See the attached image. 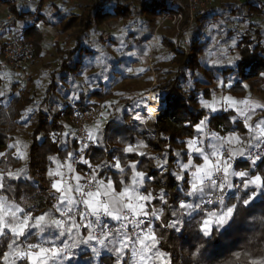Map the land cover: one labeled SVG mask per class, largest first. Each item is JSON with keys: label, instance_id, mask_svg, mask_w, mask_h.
Wrapping results in <instances>:
<instances>
[{"label": "trees", "instance_id": "1", "mask_svg": "<svg viewBox=\"0 0 264 264\" xmlns=\"http://www.w3.org/2000/svg\"><path fill=\"white\" fill-rule=\"evenodd\" d=\"M46 1H50L49 6L54 11L45 10L43 5ZM183 1V6L179 7L170 0H38L35 8L28 7L25 0L20 3L14 0L8 4L10 13L20 19H32L46 25L64 36L69 44L59 49L56 59L43 66L45 74L36 72L31 77L28 91L23 92L19 90L17 81L3 87L4 59L0 42V174L4 177L0 197L4 196L11 202L9 213L20 208L23 209L17 213L20 218L24 212H29L34 220L41 215L51 220L66 209L60 194L52 190L49 172L57 168L54 161L65 166L71 164L78 153L76 137L72 128L67 126L70 114L95 105L93 100L105 99L109 117L106 123L105 120L100 123L94 140L96 146L87 157L98 166V181L105 184L111 181L117 195L125 185L131 184L132 170L126 167L122 174L111 166L113 163L119 161L122 167L125 161L128 165L135 163L136 170L144 172L145 186L140 191L146 195L151 193L154 206L163 211L161 223H156L153 229L158 239L153 252H163L164 259L170 264L264 262V194L260 188L248 187L235 193L232 199L219 207V210H226L234 206L230 219L222 226H212L210 234L204 235L201 231L204 215L198 209L191 211L179 207L181 202L199 205L203 197L186 195L191 190L189 178L185 175L183 180H177L173 175L177 173L179 162L188 161L186 140L196 138L197 126L205 117L208 118L207 111L201 109L200 100L212 96L215 84L221 82L220 89L235 97H245L253 91L264 94V1L247 0L229 4L224 9L211 7L198 11L187 33H192L188 42L182 38L186 34L178 33L170 24L164 26L174 35L173 38L163 37L154 48V61L156 59L157 63L159 50L165 54L157 64L158 85L152 91L161 89L169 92L157 124L144 126L145 112L137 106L139 101L145 102L142 96L149 91L122 98L110 91L108 85L113 81L135 80L124 72L139 55L145 54V42L151 37L149 32L161 16L187 15V3ZM119 20H133L126 25L124 34L105 39L104 36L98 39L91 37L99 27ZM211 20L217 23L215 31L220 39L213 48L219 56L214 63L207 64L206 53L211 38L204 33L203 26ZM188 22L186 18L183 25L187 26ZM244 24L246 29L241 31ZM46 34L44 27L28 31L36 58H40L44 50ZM106 43L108 48H116L117 53L108 59L109 64L103 62L102 54L96 49L99 44ZM226 49L233 54L236 52L234 58L224 55ZM131 52L134 55L127 57ZM98 57H101L100 71L81 81L82 74L95 66V58L97 60ZM186 71L192 73V79L185 74ZM230 116L231 113L213 114L207 119V128L222 134L242 130L241 126H234ZM170 120L178 125L175 131L169 126ZM260 140L249 136L248 141L241 143L244 156ZM140 142L147 145L141 149L145 155L124 151L125 147H134ZM21 149L24 158H20ZM176 152L180 155L177 156ZM152 157L167 163L163 168L157 167ZM244 166L250 177H264V159L255 165ZM21 169L23 172L18 177L8 175ZM122 175L123 184L120 182ZM161 192L167 204L159 199ZM246 199L249 201L247 204L244 203ZM189 211L191 214H187ZM7 220L10 221L11 217L7 216ZM177 220L179 231L167 227L168 223ZM41 227L43 231L41 228H29L20 237H14L5 229L6 235L0 238V264H5L3 257L11 251L9 244L13 240L16 241L13 246L21 249L35 241L62 246L65 242H72L67 234L60 236L62 229L55 225L46 223ZM80 232L81 236L87 234L81 228ZM110 245L97 257L89 245L80 244L71 250L69 259L61 254L59 260L51 259L47 264H131L130 246L121 261L110 250ZM16 264L31 262L17 258ZM150 264H163V260L153 258Z\"/></svg>", "mask_w": 264, "mask_h": 264}, {"label": "snow or ice", "instance_id": "2", "mask_svg": "<svg viewBox=\"0 0 264 264\" xmlns=\"http://www.w3.org/2000/svg\"><path fill=\"white\" fill-rule=\"evenodd\" d=\"M134 55V53H132ZM99 62V61H98ZM231 63V61H229ZM142 71V70H141ZM75 98V97H74ZM152 100H156L157 98L155 96L150 97ZM223 102L230 108H236L238 111V114L240 116L245 117L246 121V127L249 128V130H252V126L247 123V121L251 120V115L249 113L254 112L256 109L264 108V104H260L258 102L251 101L250 99H245L243 101H236L231 96L223 97ZM217 101L213 100L211 103L208 101H202V107L206 109H210L211 111L215 112L217 110ZM238 105H245L246 107L241 109L238 107ZM149 112L148 119L151 120L152 113L155 111L154 108L148 107L147 104L144 105ZM29 112H31V109H28ZM137 119H141L139 116L136 117ZM207 117H205L204 120L200 122V124L197 126V131H203L204 127L207 123ZM147 122V121H142ZM261 125H264V121H261L260 124H258L256 127L260 128ZM100 128V122H97L95 124V127L92 129H86L88 139L89 140H95L97 138V131ZM260 137H264V130H261ZM213 139L221 140V138L215 134H213ZM223 143L227 144H240V137L238 135H233L228 138H226ZM187 146L190 152H195L200 154L203 157V164L196 165L193 163L192 158L188 159L187 163H183L179 165L180 167V173L181 175H177L176 173H173V175L176 176L177 180H183L184 176L182 175L183 172L188 171L189 169H194V171L191 172V181H190V188L191 190L186 193V195L192 196L195 194L203 193L205 191L206 185H211L212 188H218L221 192L224 191L225 187L228 189H231L233 187L231 183L230 177L237 176L240 177L241 180H246V183H244L242 186L244 188H248L249 186H255L257 188H260L262 190V194H264V177H261L260 175L255 176H249V173L247 171H233L232 170V164L231 160L232 158L236 156H243L245 153L243 149H235L231 150L228 158L225 159L223 154L220 151V147L215 145H210L214 150L211 153L213 157H215V160H210L208 155H204L201 148L197 146L196 140H189L187 142ZM11 147V146H10ZM26 147V145H25ZM86 148L87 145H84ZM147 145L143 142H140L136 146H127L125 147L124 151L128 153L136 152L137 154L143 156L145 153L141 151V149L146 148ZM83 151V148L81 149ZM2 155V154H0ZM20 158H24V153H19ZM71 155V154H70ZM180 154H177L179 156ZM51 159V158H50ZM152 159L157 160V158L152 157ZM251 163L253 165L256 164L257 160L260 159V156L251 157ZM57 163V168L55 171H50L49 176H60L62 177V172L60 171L62 165L58 161H54ZM84 164H88L87 160L81 161ZM167 161L159 162L157 163V167L163 168L166 165ZM69 169V171H72V165L69 163L65 165ZM129 168H131L133 176L141 181H144L145 174L142 171H137V165L135 163H131L128 165ZM115 168H117L120 172L125 171V169L122 167L121 163L119 161H116ZM23 172V169L19 170L16 173L9 172L8 175L10 177H18L20 173ZM223 173L225 180L222 183H217V181L213 178L214 175ZM3 174H0V187H3ZM75 180L77 181V185L75 188L76 193L80 194L83 197H86L82 200V203L86 206V208L89 210L90 214L94 217H96V221L99 222L100 220V214L103 213L105 216H108L112 218L113 220H123L127 221L132 224L134 230H139L136 232V239L133 240L132 236L129 235L126 231H122L127 228V224L122 223L120 225V229L117 230V235L115 239L112 240L113 249L115 250L119 257L123 254L126 248H128L129 244L133 245H139L138 248L133 247V255L138 256L141 262H146L149 259H157V260H163V264H170L169 261H167L165 258V254L163 252H160L156 249V245L158 243L157 236L153 230L152 227H147L146 231L141 227L144 224V219H139L140 217H150L154 219H160L163 215V211L160 209H153L151 213L146 208L145 202H151L153 199L152 194H140V195H134L133 192L129 188H124L123 191H121L118 195L115 192V189L113 188V184L111 181H109L107 184L104 183V181H97L95 175H93L92 181L96 184V191H85V188L82 187L79 184V181L81 180L80 176H75ZM208 181L210 184H206L205 182ZM135 183V181H133ZM52 188L55 189L56 192L61 193V202H66L67 205H75L77 202L71 195L72 188L68 186L66 183H62L60 181L54 182L52 184ZM101 196L107 197L108 199L102 200ZM159 199L162 203L167 204V200L164 197V193L161 192L159 194ZM220 203H223V196H220L219 198ZM116 201H122L123 207L127 212H130L133 219H130L129 215H122L119 211V206L114 207V203ZM211 202V201H209ZM249 201L246 199L244 203H248ZM4 203L5 198L0 197V238H3L6 235L5 229L10 231L14 237H20L23 236L29 228H43L42 225L46 223H50L52 225H55L57 229H62L60 231V236H64L65 234L68 235L69 239H71V243H64L63 248L53 247V248H43L40 245H29L27 249H21L19 247H14L15 240L11 244H9V248L11 251L3 257L5 264H16V259H24L27 258L31 260L32 264H37V261H40V264H47V259H56L60 256V254H64L65 259H69L71 255V250L77 248L80 244L84 245H90L91 242H96L102 247L105 246V241L110 238L112 235L111 231L109 232H101L100 238H98L95 235V225L93 222L88 221L84 223L83 225L77 224L75 220H69L66 224L65 221L60 219H51L49 220L48 217L45 215H41L37 218H35L34 223H30L32 220L29 216H24L23 219L18 217L17 213L22 212L23 209L16 208L15 211H11L10 213H5L3 211L4 209ZM180 209L185 210H191L195 211L200 207V205H193V204H185L183 202L179 205ZM59 210V209H58ZM72 208L69 207L66 209V211H61V216H68L69 213H71ZM191 211H189L187 214H191ZM234 211V206L227 207L226 210L219 215L216 212H210L208 213V216L206 219L203 220L201 231H203L204 235L210 234V228L213 223L218 224L219 226H222L224 223L227 222V220L232 216ZM175 214V213H174ZM10 216L11 220H6L5 217ZM15 221V222H11ZM149 223H151V219H149ZM179 221L170 222L167 224V227L169 228H175L177 231H179V228L177 227ZM83 227L86 229L87 234L85 236H81L80 228ZM39 249V252H33L31 249ZM93 253L95 256H100V249L98 248H92ZM151 253V255H149ZM10 257L12 258L10 260ZM237 258H239V254H237ZM252 264H264L262 261L253 260Z\"/></svg>", "mask_w": 264, "mask_h": 264}, {"label": "built area", "instance_id": "3", "mask_svg": "<svg viewBox=\"0 0 264 264\" xmlns=\"http://www.w3.org/2000/svg\"><path fill=\"white\" fill-rule=\"evenodd\" d=\"M14 0H0V6H8ZM31 0H28V2ZM187 3V15L183 13H175V14H167L165 16H161L158 23L151 29L149 34L151 37L146 40V52L143 55H139L136 60H134L127 71L124 72L127 76L135 79L142 80V74L139 70L145 68L148 72L155 78V61H154V48L159 45V33L163 29V27L167 24H170L172 28H174L180 34H187L190 31V27L195 20V15L198 11H203L208 8L215 6L221 0H185ZM188 19V25L184 26V22ZM40 22L34 21L32 19H20L14 13L8 12L5 17L0 21V42H1V51L3 55V59L10 72L13 74L15 80L19 84V90L23 91L30 84V66L34 56V48L33 44L28 38V31L30 28H39ZM154 94L162 93L161 96L156 97L157 103L162 101L166 107V97L167 92L164 90H156L153 91ZM152 93V92H151ZM150 93L142 96L146 101V104H152L148 96ZM107 114V110L103 103H98L91 106L85 110H74L69 116V125L73 130L74 136L76 137L78 143V153L72 159V171L67 174L64 179L60 180L63 183H67L73 186L77 185V181L75 180V176H80L81 180L79 184L84 187L88 185L89 187H84L85 191H88L90 188L93 191H96V184L90 180L89 178L95 175L97 179L98 166L95 163L90 162L87 157V154L96 146V143L93 140L88 139L86 129H92L95 127L97 122H103L105 120ZM160 115L158 116V118ZM84 145H87L85 148ZM83 148V151L81 149ZM221 153L224 158L227 159L229 155L228 149H222ZM260 156V159L257 160L256 164L264 159V137L261 138L260 143L254 147L252 150L248 152L245 156H236L232 158L231 163L234 165H253L251 163V157ZM87 160L88 164H84L81 161ZM215 160V157L212 159ZM223 173H219L214 175V179L217 183H222L221 176ZM206 184H210V182L206 181ZM233 187L228 189L225 187L224 191L221 192L218 188H210L207 194L202 198L198 208V211L204 215L206 219L208 213L216 212L218 213L219 207L227 203L230 199H232L233 195L240 190L243 189V186L240 182H233ZM223 196V203H220L219 197ZM86 197H82L80 194L76 193V204L72 208L71 213L68 216H61V214L56 218L65 221L68 223L69 220H75L78 224L83 225L84 223L91 221L95 225V235L100 238L101 232H109L111 231L112 235L108 240L105 241V246H101L96 242H92L94 248L100 249V253L106 251V248L111 244V239L117 233V230L120 229V225L122 223L127 224V228L122 230L126 231L132 238L136 239V232L139 230H134L131 223L127 221H117L112 218L105 216L103 213L100 214L99 222L96 221V217L92 216L86 206L82 203V200ZM102 200L108 199L107 197L101 196ZM211 201V202H209ZM146 208L151 213L153 209H155L154 204L145 202ZM66 211V209L64 210ZM127 215H129L130 219H133L130 212L125 210ZM29 216L32 218L30 223H34L31 213L24 212L22 215V219L24 216ZM139 219H144V224L141 226L145 231L147 227H152L154 229L156 223H161L160 219H154L150 217H140ZM149 219H151V223H149ZM83 231H86L85 228L81 227ZM40 245L43 248H63L56 243H45L42 241H35L27 244L23 249H27L29 245ZM33 252H39V249H31ZM63 254V253H62ZM19 259V258H18ZM20 259V260H25Z\"/></svg>", "mask_w": 264, "mask_h": 264}, {"label": "rangeland", "instance_id": "4", "mask_svg": "<svg viewBox=\"0 0 264 264\" xmlns=\"http://www.w3.org/2000/svg\"><path fill=\"white\" fill-rule=\"evenodd\" d=\"M16 1L18 3L24 2V0H16ZM25 1L27 2L26 4L28 5V7H31V8L32 7L35 8L37 6V2H38V0H31L29 2H28V0H25ZM243 1H247V0H221V1H219L216 4V6H214L212 8H216V9L220 8V7L223 8V7H226L229 4H240V3H243ZM250 1H255V0H250ZM170 2H172L176 7L183 6V3H184L183 0H170ZM49 3H50V1H46L44 3L43 7L45 8V10L46 9L49 10V12L50 11H54L53 9L50 8ZM206 10H208V9H206ZM8 12H9L8 6H5V5L4 6L3 5L0 6V21L5 17V15ZM131 21H133V20H130L128 22L124 21V20L109 22L108 24H105L104 26L99 27V29H97V31L95 33H93L91 35V37L93 39H98V38H100L102 36H104L103 39H105V38H107L109 36H112V37L116 36L117 37V35L124 34L123 31L125 30L126 25L128 23H131ZM208 22L204 23L203 31H205L204 33L207 34L211 38V44L209 45L208 51L206 53V61H207V64H212L216 60H218L219 54L213 48V45L217 43V41L220 39V37H219L218 33L215 31L216 30L215 26L217 25V23L214 20H211V21H208ZM208 24H210V25H208ZM246 26H247L246 24L242 25L241 28H240L241 31H244L246 29ZM191 34L192 33L186 34L185 36H183L182 37L183 40L185 42H188L190 40V37H191L190 35ZM173 35H174V33H173V31H171V29L164 27L163 30L159 33V40L161 42V39L163 37L173 38ZM67 45H69V44H68L66 38H64V36H62L60 33H58L55 30L47 29V34L45 35V40H44V50H43L40 58H36L35 56H33V59H32V62H31V66H30V72H29L30 79H31V77H34L36 72L45 74L44 72L46 71V68L43 67V66L46 63H49L50 61H53L54 59H56L58 57V55H59V53H58L59 49L62 50ZM96 49L99 51L100 54H102V59H103V62L105 64H109L108 63V59L113 57L112 56L113 54H117L116 51H115L116 48H114V47L108 48L107 43L106 44H99L96 47ZM132 53H134V52L129 53L127 55V57L132 56L133 55ZM162 54L164 55L165 52L162 51V50L161 51L159 50V56L157 57V60L159 62L163 60ZM224 55L227 56V58L232 59L236 55V52L233 54L229 49H226L225 52H224ZM100 59H101V57H98L97 60L95 58V66L92 69L87 70V71H85L82 74V77L80 79L81 81H85V78L88 75L96 74L98 71H100L99 70L100 68L98 66L100 64L99 63ZM158 63H157V61L155 59V68H154L155 69V78H153L150 73L147 74L145 68H142L141 69L142 71L140 72L142 74V76H143L142 80H138L137 81V80H129L128 79V80H125V81H122V82H116V83L113 81L111 83H108V85H110V91H113L114 93L117 94L118 97H122V98H131L134 95H137V92H139V91H149V93L153 92L152 90H154V88L158 85V80H157L158 72L156 70V67H157ZM3 65H4L3 66L4 67V72H3L4 84H3V87H6V84L7 85H11L16 80H15L13 74L10 73L9 68L7 67L5 62L3 63ZM185 74L189 77V79L190 78L192 79V76H191L192 73L190 71H186ZM193 75H197V74H193ZM221 86H222L221 82L218 83V84H215L212 87V89H213L212 90V96L209 99L201 98V100H200V103L202 101H208L210 103L213 100L217 101L218 102L217 103V110L215 112H213L210 109H206V108L202 107V104H201V109H205L207 111L208 118H210L215 113H220V112L221 113H231L230 117H231V120L233 122H235L234 126L235 127L241 126L242 130H240V131L239 130H234L233 132H225V133L222 134L221 132L210 131L207 128V123H206V125L204 127V130L197 132L196 138L186 140V145H187V142L189 140H196L197 141V146L202 149L204 155H208L209 156L210 160L213 159V156L211 155V153L214 150L212 147H210V145H215V146L220 147V151L222 149H224V148L228 149V150L240 149L241 148V146H240L241 143H245L246 141H248L249 136H254L256 141H259L261 139L260 132H261V130H264V125H261L260 128L256 127L258 124H260L261 121H264V108H259V109H256L254 112L249 113L251 115V120L247 121V123L252 126V130L250 131L249 128L246 127L245 117L244 116H240L238 114V111H237L236 108H230L223 102V97L231 96L236 101H243L245 99H250L251 101L258 102L260 104H264V94H262L260 92L253 91V92H249L245 97H235V96H233V95H231V94H229V93H227L225 91H222L220 89ZM29 87L30 86H28L24 90V92H27ZM215 87L217 89H214ZM159 90H161V89H159ZM166 92H167V94H169L168 91H166ZM93 101L95 102V104L103 103V105L106 107L105 99H101L99 101H97V100H93ZM145 104H146V101L145 102L144 101L143 102L139 101L138 105H137L139 109H142L145 112L143 121H147V122L146 123L143 122V125L148 127L151 124H157L158 120H159L158 116L161 114V112L163 110L161 112H159L157 117H155V115H156V113L158 111L157 112H153L151 114L153 118L151 120H149L148 119L149 112H148V109L144 106ZM238 107L243 109L246 106L245 105H238ZM108 117H109L108 114H106L104 123H106ZM169 122H170L169 126H170L171 130L175 131L178 128V125L176 123H174L173 121L171 122V120ZM104 123H102V124H104ZM67 126L70 127L68 122H67ZM213 134L219 136L221 138V140L213 139ZM233 135H238L240 137V141H241L240 144L223 143V141L226 138H228L230 136H233ZM187 151H188L189 157L192 158L194 164H196V165L203 164V157L200 154L195 153V152H190L189 149H188V146H187ZM20 152H23V149H21ZM240 157H242V156H240ZM183 163L184 162H179V165H181ZM185 163H187V162H185ZM231 164H232V170L233 171L239 172V171H247L248 170L244 165H234L233 163H231ZM63 168L65 169L66 172H63L64 170H61ZM61 169H60V171L62 172V177H60V176H50L51 179H53V177H55V178H58L59 181H60V180L64 179L66 174H69V172H71V171H68L69 169L67 167H65V166H62ZM180 171L181 170H180V167H179L177 172L180 173ZM192 171H194V169H189L188 171L182 173V175L184 177L186 175L189 178V182L191 181V172ZM230 179H231V183L240 182L242 185L244 183H246V180L242 181L241 178L237 177V176H232V177H230ZM249 187H254L255 189H258L255 186H249ZM71 188H72L71 195L74 196V194L76 193V191H75L76 186H71ZM243 189H245V188L243 187ZM52 190H55V189L52 188ZM209 190H210V188L206 187L205 191L203 193L195 194V196L196 197H204ZM142 194L146 195L145 193H142ZM1 197H4V196H1ZM4 198H5V203H4L3 211L5 213H9V210L11 209V202L6 197H4ZM149 203L152 204L153 202L151 201ZM72 207H73V205H72ZM155 209H157V208L155 207ZM219 211L220 212L218 213V215L220 213L224 212L225 210L223 208V209H221ZM5 219L7 220V216L5 217ZM212 226H218V224L213 223L211 225V227ZM133 240H135V239H133ZM91 244H92V242L90 243V245L88 247L92 249L93 247H92ZM60 246H62V245H60ZM129 246L131 248V255H132L131 256V259H132L131 260V264H150V259L147 260L146 262H141L138 256H134L133 255V247L138 248L139 247L138 244L137 245L129 244ZM129 246H128V248H129ZM110 247H111V249H113L112 241H111ZM128 248H126L125 251ZM113 251L117 255L116 251L115 250H113ZM125 251L119 257V259L121 261H122L123 256L125 255ZM50 260L51 259H47V263ZM55 260H59V257L56 258ZM29 261L31 262V260H29ZM31 264H32V262H31ZM37 264H40L39 260L37 261Z\"/></svg>", "mask_w": 264, "mask_h": 264}, {"label": "clouds", "instance_id": "5", "mask_svg": "<svg viewBox=\"0 0 264 264\" xmlns=\"http://www.w3.org/2000/svg\"><path fill=\"white\" fill-rule=\"evenodd\" d=\"M230 151H231V150H229V153H230ZM177 154H180V153H179V152H176V155H177ZM149 155H151V154H149ZM189 159H191V157H189ZM165 161H166V160H165ZM158 162H159V159L156 160V165H157ZM115 163H116V162H115ZM115 163H113L111 166H112V167H115ZM126 167H128V163H127V161H125V165H124L123 168L125 169ZM121 173L124 174V171H122ZM176 174H177V175H181V173H179V172H177ZM89 179L92 180V179H93V176L90 177ZM221 180H222V181L225 180L224 175L221 176ZM133 181H135V183H133ZM120 182L123 184V175L121 176V181H120ZM144 186H145L144 181H141V180L136 179V178L133 176V173H132V175H131V184L125 185L124 188H129V189L133 192L134 195H140V194H142V193H141L139 190H140L141 188H143ZM84 187H89V186H88V185H85ZM96 187H97V186H96ZM206 187H211V185H206ZM88 191H93V190L90 188ZM149 194H151V193H149ZM82 197H83V196H82ZM116 206H119V211L121 212L122 215H127V213H126V211H125V208L123 207V202H122V201H116V202L114 203V207H116ZM15 210H16V209H15ZM11 222H15V221H11ZM41 231H43V230H41ZM15 243H16V242H15ZM201 247H202V245H201Z\"/></svg>", "mask_w": 264, "mask_h": 264}, {"label": "bare ground", "instance_id": "6", "mask_svg": "<svg viewBox=\"0 0 264 264\" xmlns=\"http://www.w3.org/2000/svg\"><path fill=\"white\" fill-rule=\"evenodd\" d=\"M161 94L162 93H156V94H154V92H152V93H150L149 94V96H148V98L150 99V97H152V96H155V97H158V96H161ZM151 101H153V103L152 104H149V106L151 107V108H154L155 109V111L154 112H157L156 113V115H155V117H157L158 116V114H159V112H161V110H163L164 108H165V105H164V103L162 102V101H159L158 103H157V101L155 100H152V99H150ZM160 110V111H159Z\"/></svg>", "mask_w": 264, "mask_h": 264}, {"label": "crops", "instance_id": "7", "mask_svg": "<svg viewBox=\"0 0 264 264\" xmlns=\"http://www.w3.org/2000/svg\"><path fill=\"white\" fill-rule=\"evenodd\" d=\"M4 8V7H3ZM39 27H44V28H46V29H49L46 25H44V24H42V23H40V26ZM61 170H64L63 172H66L65 171V169L63 168V169H61ZM52 171H55V169L54 170H52ZM69 171V170H68ZM70 173V172H69ZM67 175V174H66ZM57 181H59V179L58 178H55V177H53V179H52V184L54 183V182H57ZM67 184V183H66ZM68 186H73V185H70V184H68ZM54 192H56L55 190H53ZM58 193V192H57ZM60 194V199H61V193H59ZM73 198L75 199V201H76V193L74 194V196H73ZM65 204H66V209L67 208H69V207H71V208H73L75 205H73V207H72V205H67V203L66 202H64Z\"/></svg>", "mask_w": 264, "mask_h": 264}]
</instances>
